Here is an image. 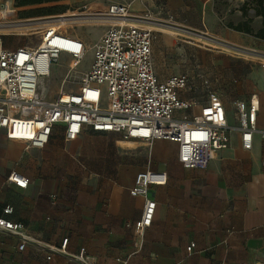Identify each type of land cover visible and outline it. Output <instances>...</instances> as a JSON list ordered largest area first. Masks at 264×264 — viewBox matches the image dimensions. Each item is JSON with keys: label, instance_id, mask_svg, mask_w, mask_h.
<instances>
[{"label": "crops", "instance_id": "crops-1", "mask_svg": "<svg viewBox=\"0 0 264 264\" xmlns=\"http://www.w3.org/2000/svg\"><path fill=\"white\" fill-rule=\"evenodd\" d=\"M82 1L65 0L64 4L76 6ZM142 1L148 18L164 20L179 30H205L233 46L245 48L252 36L230 25L247 23L254 30L263 26L252 0ZM95 2L101 8L105 0ZM112 4L127 5L130 10L126 3ZM188 62L186 42L171 38L160 48L154 46L153 35V66L160 80L185 73L203 80L210 75L209 70L195 74ZM254 88L236 82L230 99L212 88L231 127L238 126L236 103L256 95L260 103L257 129L264 130V90ZM203 91L206 95L194 100L190 116L205 102L207 89ZM189 93L182 97L193 100ZM178 116L190 118L185 113ZM123 144L135 146L124 148ZM148 170L164 172L168 180L149 189L148 197L157 204L152 226L128 264H264V140L258 133L252 149L244 150L240 133L232 131L229 147L216 152L204 170L184 168L178 161V145L166 140L150 144L124 140L117 133L85 131L78 140L67 142L64 126L55 130L43 149L3 139L0 218L24 224L29 235L44 244L60 246L67 240L70 254L84 247L100 264H119L116 259L126 258L138 243L124 224L141 219L145 199L132 197L130 189L136 175ZM11 172L28 178L27 188L9 183ZM54 194L59 196L56 205L51 201ZM6 207L13 208L11 215L4 214ZM191 243L195 248L188 256ZM18 248L16 238L0 232V264H48L45 253L30 246L24 252ZM49 264L76 263L56 255Z\"/></svg>", "mask_w": 264, "mask_h": 264}, {"label": "built area", "instance_id": "built-area-1", "mask_svg": "<svg viewBox=\"0 0 264 264\" xmlns=\"http://www.w3.org/2000/svg\"><path fill=\"white\" fill-rule=\"evenodd\" d=\"M0 4L1 10L8 8V2ZM129 12L127 5L109 6L105 17L117 23L111 24L95 43L89 71L83 75L80 86L70 90L64 86L87 50L82 39L45 23L39 29L38 45L9 49L4 45V37L8 36L0 32V142L6 139L43 149L59 126H64L67 142L78 140L85 131L117 133L124 140L174 142L178 145V161L184 168L204 170L216 152L229 147L232 131L240 133L244 150L252 149L255 134L264 140V130L257 129L260 103L256 95L248 102L236 103L235 128L228 123L218 92L210 87H206L207 98L197 113L189 119L180 118L179 114L196 106L194 100L182 97L192 90V79L186 73L166 80L157 77L153 66L155 31L151 26L128 23ZM63 55L72 59L75 68H69L55 100L50 101L45 97L46 80ZM167 180L164 172L148 170L136 175L130 195L143 197L145 206L141 219L126 222L124 227L138 243L135 242L134 252L117 258V263L128 264L141 248L157 205L148 197L149 189L164 186ZM7 181L21 188L29 184V179L18 172H11ZM58 197L51 196L53 205ZM13 211L6 207L4 214L11 215ZM0 232L16 238L20 252L30 246L45 253L48 264L56 255L76 264H100L84 247L77 254H70L67 240L60 246L39 242L20 222L0 218ZM194 248L191 243L188 256H192Z\"/></svg>", "mask_w": 264, "mask_h": 264}, {"label": "rangeland", "instance_id": "rangeland-1", "mask_svg": "<svg viewBox=\"0 0 264 264\" xmlns=\"http://www.w3.org/2000/svg\"><path fill=\"white\" fill-rule=\"evenodd\" d=\"M95 1L98 0H83L80 4H76V6L66 5L64 4V1H61L52 4L17 7L15 4V0H0V3L2 4L8 2L9 6L8 9L1 10L0 8V32L8 36L4 38V45L9 49H16L21 46L34 47L38 45V43L40 42L39 29L37 30L38 34L32 36L22 35L20 30H18L20 27L24 26V22L31 21V19L38 20L30 24H34L35 26L45 23L57 24L61 16H68L67 20H71L69 15L88 13H99L101 15H104L107 11L105 8H107L112 2L118 1L126 3L130 6L129 14L131 15L130 20L132 22L141 23L146 26L160 27L164 29L160 31L156 30L153 27V30L155 31L154 46L159 45L160 48H162L164 42L167 39L171 38L176 39L180 44H182V41L186 42L188 60L190 61L188 62V65L192 66L191 70H194L196 72L195 74H197L198 71L209 70L208 73L210 75L206 79H199L198 77H196V75L192 79L193 87L191 92L189 93V96L193 100H198L201 99V97L205 96L206 93H204L203 88L206 90V87L208 85L210 88H215L216 90H218L223 99H230L232 97V91L236 86V82L243 81L245 85H250L252 88L255 87L259 90H264V57L246 53L247 50L264 53V41H261L255 37H250V39L247 40V45L244 49V47L233 46L229 42L225 41H222L224 43H219L217 39L214 38L215 40H213L212 38H209L211 36L203 37L202 34L208 33L205 30H179L177 26L165 22L164 20H160L157 18L156 20L152 19V21L145 20L149 16L147 14L145 2H143L142 0H105L104 5L101 6V8L96 6L97 2ZM55 6H66L67 10L64 12L60 11L61 13L52 15H32L30 13L34 10ZM75 7H79L80 9L74 11ZM96 19L108 18H106L105 16H101L100 18ZM110 25L100 24L78 26L77 24H75L73 25V27L61 28V30L67 31L72 36L82 39L86 43L87 47L85 56L81 61V64L78 65L68 77V83L64 86V89H76L80 86L83 75L89 71L93 63L95 55L94 45ZM2 30H8L9 32H3ZM211 41H213V43ZM207 42L211 44H208ZM71 63L72 59L68 56L63 55L61 56L59 63L53 66L52 75L49 80H46L45 90V97L50 101L55 100L60 88L62 87V82L69 71ZM201 83L206 84L205 86H202ZM185 114L190 116L191 112L188 111Z\"/></svg>", "mask_w": 264, "mask_h": 264}, {"label": "bare ground", "instance_id": "bare-ground-1", "mask_svg": "<svg viewBox=\"0 0 264 264\" xmlns=\"http://www.w3.org/2000/svg\"><path fill=\"white\" fill-rule=\"evenodd\" d=\"M8 8H9V6H8ZM7 8V9H8ZM103 14V13H102ZM70 16V19L71 20H67V18H68V16H61V18H59V20H58V23L57 24H55V23H51V25L53 26V27H55V28H63V27H65V28H67V27H73V25H75V24H77L78 26H83V25H85V26H90V25H100V24H115V23H117V21H112V20H110L109 18L108 19H96V18H100L101 16H105V14L104 15H101V14H99V13H96V14H78V15H69ZM131 17V16H130ZM9 18V17H8ZM52 18V17H51ZM107 18V17H106ZM141 18V17H140ZM143 18V17H142ZM29 20V19H28ZM145 20H149V21H152V19L151 18H146ZM21 21V20H20ZM36 21H38V20H32L31 19V21H26V22H24L23 23V25L24 26H22V27H20L18 30H20V32H21V34L22 35H25V36H32V35H35V34H38V32H37V30L38 29H40V27L41 26H43V25H35L34 26V24L33 25H30V24H32L33 22H36ZM159 21V20H158ZM46 22H48V21H46ZM50 22V21H49ZM128 23H130V24H133V25H140V26H146V25H144V24H141V23H136V22H132V21H130V22H128ZM20 25V24H19ZM151 27H154V26H151ZM156 30H164V29H162V28H160V27H154ZM3 32H6V31H8V30H2ZM9 32V31H8ZM11 32V31H10ZM202 33V32H201ZM176 35H178V34H176ZM197 35V34H196ZM203 35V37L204 36H211V37H209V38H212L213 40H215V39H217L218 41H219V43H224V42H222V40H220V39H218V38H216V37H214L213 35H211V34H209V33H204V34H202ZM198 37V36H197ZM201 37V36H200ZM199 37V38H200ZM202 38V37H201ZM215 38V39H214ZM199 40H201V39H199ZM216 40V41H217ZM212 43H213V41H211ZM208 44H211V43H209V42H207ZM215 43V42H214ZM218 43V42H217ZM205 44V43H204ZM210 46V45H209ZM245 49V48H244ZM259 54H261L262 56H264V53H259ZM70 67L71 68H75V63L74 62H72L71 63V65H70ZM124 148H132V147H134L135 145H132V144H123L122 145Z\"/></svg>", "mask_w": 264, "mask_h": 264}, {"label": "trees", "instance_id": "trees-1", "mask_svg": "<svg viewBox=\"0 0 264 264\" xmlns=\"http://www.w3.org/2000/svg\"><path fill=\"white\" fill-rule=\"evenodd\" d=\"M65 0H15V4L17 7H27L32 5H43V4H52L57 3ZM253 4L256 6L257 13L259 16L262 17V28L258 30H254L253 28L249 27L247 23L244 24V27L242 25L233 26L230 25V28L239 31L244 32L252 37H255L259 40L264 41V0H252ZM67 10L66 6H55V7H49V8H43L39 10H34L33 12H30L32 15H46V14H58L61 13L60 11L64 12ZM28 13V14H30ZM6 38V37H4Z\"/></svg>", "mask_w": 264, "mask_h": 264}, {"label": "water", "instance_id": "water-1", "mask_svg": "<svg viewBox=\"0 0 264 264\" xmlns=\"http://www.w3.org/2000/svg\"><path fill=\"white\" fill-rule=\"evenodd\" d=\"M224 45V44H223ZM228 47H230V46H228ZM246 53H248V54H250V55H255V56H260V57H264V56H262L261 54H259L258 52H256V51H253V50H247L246 51Z\"/></svg>", "mask_w": 264, "mask_h": 264}]
</instances>
